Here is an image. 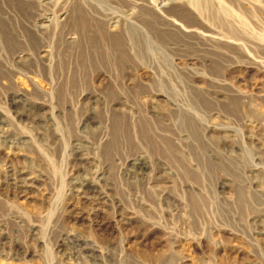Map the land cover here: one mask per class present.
Instances as JSON below:
<instances>
[{"label": "rangeland", "instance_id": "1", "mask_svg": "<svg viewBox=\"0 0 264 264\" xmlns=\"http://www.w3.org/2000/svg\"><path fill=\"white\" fill-rule=\"evenodd\" d=\"M129 3L0 0V264H264V0Z\"/></svg>", "mask_w": 264, "mask_h": 264}, {"label": "bare ground", "instance_id": "2", "mask_svg": "<svg viewBox=\"0 0 264 264\" xmlns=\"http://www.w3.org/2000/svg\"><path fill=\"white\" fill-rule=\"evenodd\" d=\"M122 1V0H120ZM143 3H146V7L148 8H151V9H160L162 11H165L166 12V7H168L167 5L170 4V1L172 0H141ZM190 3H193V5H197L199 10H205L208 8L209 6V0H188ZM127 2H130V15H133L134 13V8L137 6L136 4V0H127ZM70 12H73L74 11V6H71V8H69ZM68 11V12H69ZM68 12H64L61 14L60 16V20L63 21L64 25L66 24L67 22V18H68ZM69 12V13H70ZM167 14H169L168 12H166ZM179 13V12H178ZM172 14V13H171ZM170 15V14H169ZM74 16V15H73ZM2 21H0L1 23ZM41 23V22H39ZM112 23H117V20L116 21H111L109 24L106 25V27H104V30L108 33H112V32H115V33H119L120 35L122 34V30L121 29H117L115 28L116 25H113ZM80 24V23H79ZM83 25V23H82ZM37 28H40L42 29L44 27L43 24H37L36 25ZM75 27H77L75 25ZM75 29V28H74ZM76 30V31H75ZM74 30V34H70L69 36L66 37L65 39V42L67 44H74L76 43V38H78V35H80V37L82 36L81 32L78 31V29H75ZM104 31V32H105ZM188 31V30H187ZM78 33V34H77ZM77 34V35H76ZM114 34V33H113ZM204 34V33H203ZM7 34L3 33V36H6ZM111 36V34H110ZM109 36V37H110ZM113 36V35H112ZM111 36V37H112ZM201 36H205V37H211L209 34L207 35H202ZM215 38V37H214ZM28 39V38H27ZM133 50V49H132ZM41 53V52H40ZM39 53V54H40ZM42 55H44L45 53V50H42ZM132 165H136L138 167H141L143 166L142 162L140 161V159H136V160H133L132 161ZM23 175H21L20 173L19 174H15L13 173L12 177H11V181L13 182V184L18 188V189H21L22 191H24L23 189H25L26 187V184H27V179L28 178H24L22 177ZM77 184V189L74 190L76 192V194H79L81 195L82 198H85V199H91L90 195L92 192H94V187L91 185V183H89L88 181L86 180H82V181H79V182H76ZM95 193V192H94Z\"/></svg>", "mask_w": 264, "mask_h": 264}]
</instances>
